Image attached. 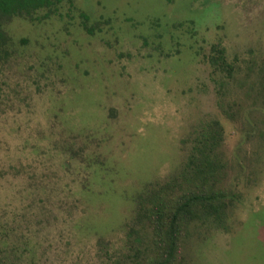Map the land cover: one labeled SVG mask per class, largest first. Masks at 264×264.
I'll list each match as a JSON object with an SVG mask.
<instances>
[{
	"label": "rangeland",
	"instance_id": "1",
	"mask_svg": "<svg viewBox=\"0 0 264 264\" xmlns=\"http://www.w3.org/2000/svg\"><path fill=\"white\" fill-rule=\"evenodd\" d=\"M45 12L3 26L0 264L127 252L137 195L181 183L215 121L208 185L227 215L191 225L174 264H264V0H60ZM219 49L230 75L209 62Z\"/></svg>",
	"mask_w": 264,
	"mask_h": 264
},
{
	"label": "trees",
	"instance_id": "2",
	"mask_svg": "<svg viewBox=\"0 0 264 264\" xmlns=\"http://www.w3.org/2000/svg\"><path fill=\"white\" fill-rule=\"evenodd\" d=\"M171 1V0H167ZM60 0H0V54L5 53L9 37L3 30L4 23L12 18L33 21L39 12H54ZM210 56L211 66L222 74H232L223 51ZM192 140L188 158L190 174L182 182L174 181L137 195L132 221L127 224V252L106 255L103 264H174L182 246L184 234L196 222L213 223L222 227L228 205L216 194L215 183L208 182L215 175L216 150L221 141V128L215 121ZM216 157V158H215ZM199 165H197V164ZM190 166H193L192 168ZM199 181L198 183H196ZM177 190H175V188ZM177 191V192H176ZM151 239V245L146 242Z\"/></svg>",
	"mask_w": 264,
	"mask_h": 264
}]
</instances>
